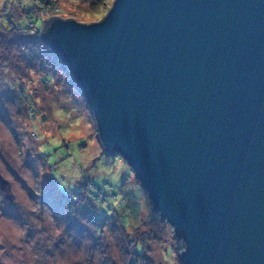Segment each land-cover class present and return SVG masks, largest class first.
<instances>
[{
  "label": "water",
  "instance_id": "obj_1",
  "mask_svg": "<svg viewBox=\"0 0 264 264\" xmlns=\"http://www.w3.org/2000/svg\"><path fill=\"white\" fill-rule=\"evenodd\" d=\"M42 35L182 264H264V0H113ZM0 194L14 201L0 171Z\"/></svg>",
  "mask_w": 264,
  "mask_h": 264
},
{
  "label": "rangeland",
  "instance_id": "obj_2",
  "mask_svg": "<svg viewBox=\"0 0 264 264\" xmlns=\"http://www.w3.org/2000/svg\"><path fill=\"white\" fill-rule=\"evenodd\" d=\"M113 2L55 0L48 15L97 22ZM14 35L0 24V171L15 194H0V264H129L137 242L146 264H182L128 161L102 148L71 72Z\"/></svg>",
  "mask_w": 264,
  "mask_h": 264
},
{
  "label": "trees",
  "instance_id": "obj_3",
  "mask_svg": "<svg viewBox=\"0 0 264 264\" xmlns=\"http://www.w3.org/2000/svg\"><path fill=\"white\" fill-rule=\"evenodd\" d=\"M55 5V0H5L3 4L4 14L0 17V24L3 28L7 29L9 27V29L15 34L12 43L15 42V45L21 43V47H26L28 50H30V48L32 50L35 48H40L42 51L48 50L49 52L46 53L51 54L52 58L56 61V65L62 67L63 70L66 69L68 71L67 67L61 60H59L54 49H51L45 38H43L42 30L40 31L41 24L43 25L47 19L52 18L53 15L49 16L48 14L51 15V9ZM16 14L20 15L18 19ZM43 46L45 47V50L42 48ZM21 97L25 100V104H27V100L28 106L31 105V103H29V96L21 93ZM30 110L32 111L33 109L30 108ZM62 195L63 197H66L65 194L62 193ZM90 198L92 197L90 196ZM119 221L121 222L122 227H124L120 218ZM131 247L133 249H131ZM131 247L129 250L133 257L131 256L129 258V264H146L144 261L142 262L137 258V255L141 254L140 251L143 248V243L137 242L135 248L133 245H131ZM104 263L114 264L111 257H107V255H105Z\"/></svg>",
  "mask_w": 264,
  "mask_h": 264
}]
</instances>
